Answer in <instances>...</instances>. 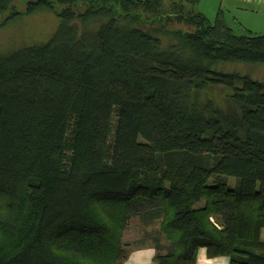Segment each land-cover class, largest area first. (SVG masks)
Wrapping results in <instances>:
<instances>
[{"label": "trees", "instance_id": "obj_1", "mask_svg": "<svg viewBox=\"0 0 264 264\" xmlns=\"http://www.w3.org/2000/svg\"><path fill=\"white\" fill-rule=\"evenodd\" d=\"M197 2L26 0L58 24L0 54V264H123L134 218L159 224L155 264H264V81L214 68L264 64V35Z\"/></svg>", "mask_w": 264, "mask_h": 264}, {"label": "rangeland", "instance_id": "obj_2", "mask_svg": "<svg viewBox=\"0 0 264 264\" xmlns=\"http://www.w3.org/2000/svg\"><path fill=\"white\" fill-rule=\"evenodd\" d=\"M17 3L23 12L26 0H17ZM164 4L162 11L168 12L171 8V1H166ZM190 9V5H184V12ZM194 9L203 13L211 21L222 9L226 15L227 23L237 34H245L250 31L254 34L264 35V6L260 4L257 6L247 5L237 0H199L194 5ZM9 21L0 24V54L45 41L58 24L55 13L48 10L34 12L30 15L23 12L17 19ZM174 26L182 29L188 28L184 24H175ZM161 39L164 44L169 42L167 37H161ZM214 68L225 72L247 74L253 79L264 81V64L219 62ZM198 93L200 100L211 101L215 107L226 111L232 107L230 91L225 87L208 86ZM158 229V222L151 226H144L137 218H134L124 234V240L130 244L129 247L133 250V248L146 244V241H151L152 237L158 233ZM161 242L164 245L168 243L163 236Z\"/></svg>", "mask_w": 264, "mask_h": 264}, {"label": "crops", "instance_id": "obj_3", "mask_svg": "<svg viewBox=\"0 0 264 264\" xmlns=\"http://www.w3.org/2000/svg\"><path fill=\"white\" fill-rule=\"evenodd\" d=\"M238 2L247 5H261L264 6V0H237ZM125 236V235H124ZM156 250L153 244L146 241V244L133 248L128 257L124 260L123 264H155L154 256ZM229 264V260L226 257L208 258L205 250L201 249L198 254V261L196 264Z\"/></svg>", "mask_w": 264, "mask_h": 264}, {"label": "clouds", "instance_id": "obj_4", "mask_svg": "<svg viewBox=\"0 0 264 264\" xmlns=\"http://www.w3.org/2000/svg\"><path fill=\"white\" fill-rule=\"evenodd\" d=\"M225 264H227V262L225 261Z\"/></svg>", "mask_w": 264, "mask_h": 264}]
</instances>
